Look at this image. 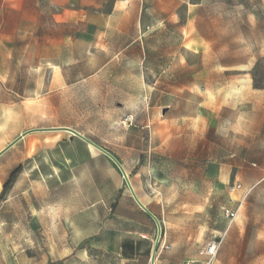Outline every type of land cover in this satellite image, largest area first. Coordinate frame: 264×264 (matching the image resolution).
<instances>
[{"label": "rangeland", "instance_id": "obj_1", "mask_svg": "<svg viewBox=\"0 0 264 264\" xmlns=\"http://www.w3.org/2000/svg\"><path fill=\"white\" fill-rule=\"evenodd\" d=\"M21 1L0 0V150L72 128L124 167L166 264L204 263L224 233L213 264H264V0H31L17 15ZM0 173V264L85 239L121 264L109 250L127 232L154 240L117 168L68 133L25 136Z\"/></svg>", "mask_w": 264, "mask_h": 264}, {"label": "crops", "instance_id": "obj_2", "mask_svg": "<svg viewBox=\"0 0 264 264\" xmlns=\"http://www.w3.org/2000/svg\"><path fill=\"white\" fill-rule=\"evenodd\" d=\"M31 2H32L31 0H22L21 7L14 9V11L16 12L17 15L20 14L21 12L24 11V8ZM19 19L21 20L23 18L19 17ZM19 19L17 18V20ZM14 25L17 27V24ZM14 33L15 31H10V32H5L3 34L11 36ZM0 188H1V183H0ZM123 196L132 199L130 193L123 192ZM138 210H140L139 212H142L144 217L149 218L148 215L143 210H141L140 208ZM149 220L151 219L149 218L147 221L143 222V224H145L146 227L151 226L150 224L152 220L151 221ZM131 222L134 223V221ZM137 224H141V223H137ZM133 227H138V226L135 225ZM127 234L128 236L126 237V239L117 248H115V250L113 248L112 250L109 251H111L112 253H114L115 251L116 256L119 257L122 261L121 264H149L155 236L153 240L150 236V233L148 232L129 231L127 232ZM87 240L88 239L80 240L74 243L73 246H71L65 254L60 253L61 250L60 248L52 249L51 251L49 249L45 251L43 250L40 253V255L38 254L35 255L31 252L29 257L27 255L25 256V258L27 259V264H98L97 254L91 252V250H88V247L92 248L93 246H95V244L93 245L92 243H88L87 245L84 246ZM161 245L162 246L164 245L163 241L161 242ZM161 245H159L158 247L154 264H166V261L163 259V255L161 256V254H163L162 253L163 251L161 250L164 249ZM166 246L169 247L166 250H170L172 248L171 245H166ZM36 259L40 260L41 262H34L36 261ZM202 259L204 260L203 255H202ZM185 263L193 264V261L185 260Z\"/></svg>", "mask_w": 264, "mask_h": 264}, {"label": "water", "instance_id": "obj_3", "mask_svg": "<svg viewBox=\"0 0 264 264\" xmlns=\"http://www.w3.org/2000/svg\"><path fill=\"white\" fill-rule=\"evenodd\" d=\"M47 132H65L70 134L73 137L78 138L82 142L86 143L88 146H90L92 149H94L99 154L103 155L105 158H107L112 164L117 168L119 171L122 180L124 181L133 201L135 204L143 210L148 217L155 223L156 225V235L155 240L153 243L151 256H150V263L154 264L155 256L159 247L160 239H161V225L159 220L149 211V209L140 201L138 196L136 195L133 186L131 185V182L129 180V176L127 172L125 171L124 167L121 165V163L107 150L103 149L93 141H91L89 138L85 137L81 133L77 132L76 130L69 128V127H49V128H35V129H29L25 132L18 135L13 141H11L7 146H5L0 151V156H2L6 151H8L11 147H13L15 144H17L20 140H22L25 136L32 134V133H47Z\"/></svg>", "mask_w": 264, "mask_h": 264}, {"label": "built area", "instance_id": "obj_4", "mask_svg": "<svg viewBox=\"0 0 264 264\" xmlns=\"http://www.w3.org/2000/svg\"><path fill=\"white\" fill-rule=\"evenodd\" d=\"M224 217L233 220L236 217V212L230 209H223ZM225 233L220 236L213 237L206 245L203 247L201 254L206 258L204 263L201 264H213L215 257L220 249L221 243L223 241ZM162 246V245H161ZM164 249H168V246H162Z\"/></svg>", "mask_w": 264, "mask_h": 264}, {"label": "trees", "instance_id": "obj_5", "mask_svg": "<svg viewBox=\"0 0 264 264\" xmlns=\"http://www.w3.org/2000/svg\"><path fill=\"white\" fill-rule=\"evenodd\" d=\"M20 172V167L16 168L15 170H13L7 180V182L5 183V185L3 186V191L4 192L13 182L15 176Z\"/></svg>", "mask_w": 264, "mask_h": 264}]
</instances>
